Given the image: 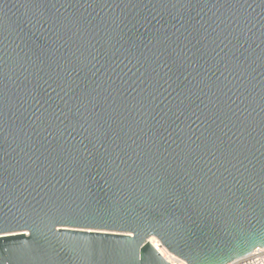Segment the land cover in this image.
Listing matches in <instances>:
<instances>
[{"label":"water","instance_id":"water-1","mask_svg":"<svg viewBox=\"0 0 264 264\" xmlns=\"http://www.w3.org/2000/svg\"><path fill=\"white\" fill-rule=\"evenodd\" d=\"M0 217V264L264 247V0H0Z\"/></svg>","mask_w":264,"mask_h":264},{"label":"snow or ice","instance_id":"snow-or-ice-1","mask_svg":"<svg viewBox=\"0 0 264 264\" xmlns=\"http://www.w3.org/2000/svg\"><path fill=\"white\" fill-rule=\"evenodd\" d=\"M246 0H223V3L227 5L230 9H243ZM3 217H0V239H4L6 237L12 235H24L27 236L29 233L24 232L20 233L14 229L3 227ZM73 231L80 232V233H94L97 236H108V235H116L115 233H110L106 230L105 225L101 223H94L89 222L80 225L78 228L74 229ZM128 235H132V233H128ZM87 243V249L89 251V258H93L97 251V245L95 241L89 240ZM110 254L116 255L118 254L115 249L110 251Z\"/></svg>","mask_w":264,"mask_h":264},{"label":"built area","instance_id":"built-area-1","mask_svg":"<svg viewBox=\"0 0 264 264\" xmlns=\"http://www.w3.org/2000/svg\"><path fill=\"white\" fill-rule=\"evenodd\" d=\"M173 264L172 262H169ZM227 264H264V247L258 248L251 254L233 260Z\"/></svg>","mask_w":264,"mask_h":264},{"label":"bare ground","instance_id":"bare-ground-1","mask_svg":"<svg viewBox=\"0 0 264 264\" xmlns=\"http://www.w3.org/2000/svg\"><path fill=\"white\" fill-rule=\"evenodd\" d=\"M149 241L153 243L155 248L159 250V252L163 255V257L168 262H172L173 264H187L184 260L180 259L175 254H173L171 251H169L167 248L162 246L159 240L155 236H152Z\"/></svg>","mask_w":264,"mask_h":264}]
</instances>
